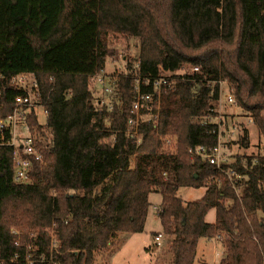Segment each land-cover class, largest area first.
Instances as JSON below:
<instances>
[{"label":"trees","instance_id":"obj_1","mask_svg":"<svg viewBox=\"0 0 264 264\" xmlns=\"http://www.w3.org/2000/svg\"><path fill=\"white\" fill-rule=\"evenodd\" d=\"M118 34L139 39L140 57L97 107L91 80L117 60ZM22 73L46 115H25L43 160L17 182L11 127L0 131V264H97L120 234L145 231L154 193L171 264H195L203 238L221 240L218 264H264V0H0V120L25 95L13 82ZM167 74L178 80L155 89ZM221 82L260 136L257 153L230 156L222 171L190 153L218 144L203 120L217 118ZM136 87L152 97L140 139L128 123ZM237 143L250 149L247 128ZM183 187L206 193L186 204Z\"/></svg>","mask_w":264,"mask_h":264},{"label":"rangeland","instance_id":"obj_2","mask_svg":"<svg viewBox=\"0 0 264 264\" xmlns=\"http://www.w3.org/2000/svg\"><path fill=\"white\" fill-rule=\"evenodd\" d=\"M110 46L118 52L116 59H109L106 68L98 76L92 78L91 85L96 88V103H108L112 94V89L116 85L118 76L125 75L127 78H132V67H134L135 61L140 57V42L138 38L124 37L123 35H111ZM189 69V68H187ZM188 71V70H187ZM187 71L183 70L177 75L185 74ZM192 71V70H190ZM28 85H30L28 83ZM224 87L222 89H226ZM160 90V89H159ZM137 87L135 89L136 100ZM150 103V102H149ZM148 103H144L143 107L146 108ZM238 105V104H237ZM218 110L221 111L227 118H236L235 123L241 125V128L235 132V135L224 138L222 142V149L227 157L240 154H255L258 152L259 145V131L256 126L251 123V117L248 113L243 111L239 106L234 107L219 101ZM40 121L45 122L46 115L42 108H37ZM138 118L143 122L149 120L148 114L139 113ZM226 118V119H227ZM254 122V121H253ZM244 128L249 131L250 149H245L237 142L240 137L244 135ZM170 145H165L166 148H174L172 140ZM179 195L184 202L201 200L205 193L206 188H190L183 187L179 190ZM163 197L161 194L154 193L150 197V210L146 223V229L142 234H120L117 240L109 246L107 250H101L96 254L97 264H171L172 260V245L174 238L165 235L163 232L162 223L159 217V208L162 205ZM208 223H214L216 221V210H211L206 216ZM162 234L161 241L157 245L155 241L156 234ZM224 248L222 247L221 240H207L201 239L198 244V255L195 264H202L207 262L208 264H218L223 256Z\"/></svg>","mask_w":264,"mask_h":264},{"label":"built area","instance_id":"obj_3","mask_svg":"<svg viewBox=\"0 0 264 264\" xmlns=\"http://www.w3.org/2000/svg\"><path fill=\"white\" fill-rule=\"evenodd\" d=\"M194 72H200L199 68L196 67L193 69ZM185 75L184 73L181 74V76ZM98 76V75H97ZM96 77V76H95ZM94 78V77H93ZM178 78H172V75H162V77H159L158 79L154 80V87L155 89H161L163 85H167L168 87L172 86V83H174ZM15 86H17L18 89H24L25 95L19 96L16 99V108L13 113V115L8 120H0V131H3L7 127H11L12 132V138L7 143L14 149V160H15V180L17 182H26L28 179L29 172L32 167L33 159L35 161H42L43 157L42 154L35 148L34 140L30 135V130L28 125L26 124V113L30 112L32 109L42 108L37 103V97L38 93L37 88L38 84L34 78L27 73H22L18 77L14 78L13 80ZM28 83L30 85H28ZM224 87V83H220V102L222 103L224 101L225 104L238 107L237 102L235 100V97L232 93L229 91L222 89ZM152 102V97L150 95L142 94L138 91V98L134 104L133 107V114L135 115L133 118L129 120V125L131 127V135L134 138H139L138 135V127L140 121H142L136 114H141L144 103ZM100 104H104L102 102H98L96 105L99 107ZM43 109V108H42ZM44 111V109H43ZM45 113V111H44ZM223 113L218 110L217 118L209 117L205 120H203V124H209L212 123L213 125H217L218 128V144L217 146L208 149L205 146H199L197 148L191 149L190 153L201 157L202 159H205L210 162L211 165H214L217 169L222 171L223 164H225L228 161V158L223 151L222 142L226 137L235 135V132L239 128H241L240 123L236 124L235 120L236 118L229 117L222 115ZM227 118V119H226ZM251 119V123H253V118ZM150 120V118H149ZM148 120V121H149ZM140 143L141 141L138 140ZM165 145H170L171 141L166 140L164 141ZM225 174L229 177L231 180L230 182L233 185V188L235 189L237 186V182L234 179L240 180L242 178L241 175L237 174L235 171L231 170L228 172H225ZM161 235L156 236L155 240L158 242L161 239ZM46 264H56L53 261L47 262Z\"/></svg>","mask_w":264,"mask_h":264},{"label":"crops","instance_id":"obj_4","mask_svg":"<svg viewBox=\"0 0 264 264\" xmlns=\"http://www.w3.org/2000/svg\"><path fill=\"white\" fill-rule=\"evenodd\" d=\"M158 234H159V233H158ZM156 235H157V234H156ZM161 238H162V237H161ZM155 241H156V240H155ZM160 241H161V239H160ZM160 241H159V242H160ZM156 243H157V245H156V246H158V242H156Z\"/></svg>","mask_w":264,"mask_h":264}]
</instances>
